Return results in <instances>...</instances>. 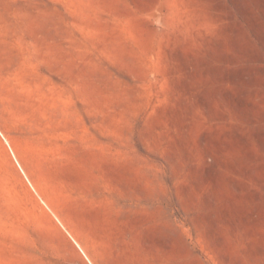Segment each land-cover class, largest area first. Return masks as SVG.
<instances>
[{"label":"rangeland","instance_id":"1","mask_svg":"<svg viewBox=\"0 0 264 264\" xmlns=\"http://www.w3.org/2000/svg\"><path fill=\"white\" fill-rule=\"evenodd\" d=\"M0 264H264V0H0Z\"/></svg>","mask_w":264,"mask_h":264}]
</instances>
